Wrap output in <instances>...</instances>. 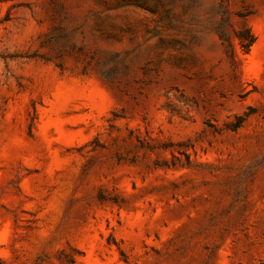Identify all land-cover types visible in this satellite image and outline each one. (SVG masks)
Instances as JSON below:
<instances>
[{"label":"rangeland","instance_id":"obj_1","mask_svg":"<svg viewBox=\"0 0 264 264\" xmlns=\"http://www.w3.org/2000/svg\"><path fill=\"white\" fill-rule=\"evenodd\" d=\"M0 264H264V0H0Z\"/></svg>","mask_w":264,"mask_h":264},{"label":"trees","instance_id":"obj_2","mask_svg":"<svg viewBox=\"0 0 264 264\" xmlns=\"http://www.w3.org/2000/svg\"><path fill=\"white\" fill-rule=\"evenodd\" d=\"M238 37L240 39V43L244 49L245 52H248L250 50V47L254 43L255 37L253 33L251 32L250 28H246L245 34L239 33ZM242 116L238 117V124L235 127H238L242 121Z\"/></svg>","mask_w":264,"mask_h":264}]
</instances>
